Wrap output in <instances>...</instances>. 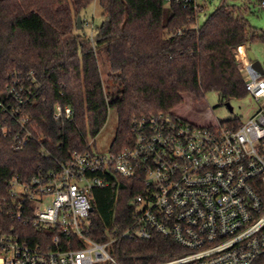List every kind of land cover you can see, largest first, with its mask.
I'll list each match as a JSON object with an SVG mask.
<instances>
[{
	"label": "trees",
	"instance_id": "obj_1",
	"mask_svg": "<svg viewBox=\"0 0 264 264\" xmlns=\"http://www.w3.org/2000/svg\"><path fill=\"white\" fill-rule=\"evenodd\" d=\"M95 0H0V100L15 79L33 85L35 105L30 121L47 140L33 137L21 151L11 136L0 133V230L25 229L7 213L9 181L59 171L75 153L92 150L111 110L118 115L111 153L131 143L135 122L175 114L190 97L203 102L210 92L220 102L248 95L236 50L264 44V30L253 28L245 8L223 0L201 25L205 6L184 0H99L103 21L91 35L84 11ZM83 29H78V18ZM110 65L103 78L100 55ZM57 105L71 107L70 119H55ZM5 115L0 112V132ZM10 118L8 117V120ZM235 126L243 121L228 120ZM20 131L13 120L7 122ZM141 179L109 174L107 184L92 191L89 237L113 241L109 250L120 264H161L186 254L174 240L118 237L133 217L132 199L143 194ZM33 235L37 231L30 229ZM257 264H263L260 261Z\"/></svg>",
	"mask_w": 264,
	"mask_h": 264
},
{
	"label": "built area",
	"instance_id": "obj_2",
	"mask_svg": "<svg viewBox=\"0 0 264 264\" xmlns=\"http://www.w3.org/2000/svg\"><path fill=\"white\" fill-rule=\"evenodd\" d=\"M236 58L249 75L248 95L259 104L240 126H202L159 114L135 122L130 145L118 153H75L59 171L9 181L7 213L25 229L0 230V264H120L109 250L114 240L89 237L92 191L105 186L109 174L144 185L132 199V221L118 237L159 235L186 251L161 264H264V74L252 68L246 46ZM30 78L33 85L15 79L0 100L6 117L0 133L11 136L15 151L33 137L47 140L37 127H27L30 118L22 114L36 104L37 82ZM72 116L71 107L56 106V120ZM10 120L20 131L9 128Z\"/></svg>",
	"mask_w": 264,
	"mask_h": 264
},
{
	"label": "rangeland",
	"instance_id": "obj_3",
	"mask_svg": "<svg viewBox=\"0 0 264 264\" xmlns=\"http://www.w3.org/2000/svg\"><path fill=\"white\" fill-rule=\"evenodd\" d=\"M222 1L223 0H197L198 4L205 6L204 11L199 16L198 24H203L207 17L220 6ZM262 1L263 0H226L228 4L245 8L246 19L249 21L250 25L257 30H264V9L261 5ZM83 16L85 31L92 35L95 32V29L100 26L103 21L99 0H95L84 11ZM81 29H83V23ZM246 51L252 52L255 56V60L259 61L264 67L263 43L253 42L248 44L246 46ZM99 61L103 78L107 80L110 72V65L104 53L100 55ZM244 76L246 81H248L249 75L244 73ZM258 107L259 104L250 95H247L244 98L232 99L229 102L221 103L219 94L216 92H210L206 95L203 102H197L194 99L187 97L185 103L177 108V113H181V116L184 119H187L192 123L208 126L225 123L228 120L236 118L245 122L257 112ZM117 125L118 115L116 111L111 110L105 127L97 136L96 140L93 141L92 151L94 153L108 154L111 151Z\"/></svg>",
	"mask_w": 264,
	"mask_h": 264
},
{
	"label": "water",
	"instance_id": "obj_4",
	"mask_svg": "<svg viewBox=\"0 0 264 264\" xmlns=\"http://www.w3.org/2000/svg\"><path fill=\"white\" fill-rule=\"evenodd\" d=\"M81 28H82V18L79 17L78 18V29H81ZM248 56H249L250 61L252 62V68L258 71L259 73L264 74L263 66L261 65L259 61L255 60L254 54L252 52H248Z\"/></svg>",
	"mask_w": 264,
	"mask_h": 264
},
{
	"label": "crops",
	"instance_id": "obj_5",
	"mask_svg": "<svg viewBox=\"0 0 264 264\" xmlns=\"http://www.w3.org/2000/svg\"><path fill=\"white\" fill-rule=\"evenodd\" d=\"M175 114L178 115V116H180V117H182V116H181V115H182L181 113H177V109H176V111H175ZM182 118H183V117H182ZM186 120H187V119H186Z\"/></svg>",
	"mask_w": 264,
	"mask_h": 264
}]
</instances>
